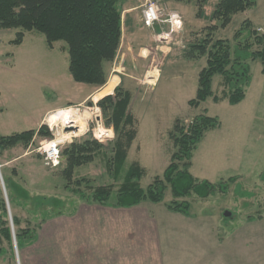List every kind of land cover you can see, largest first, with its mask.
I'll return each mask as SVG.
<instances>
[{"label": "rangeland", "instance_id": "obj_1", "mask_svg": "<svg viewBox=\"0 0 264 264\" xmlns=\"http://www.w3.org/2000/svg\"><path fill=\"white\" fill-rule=\"evenodd\" d=\"M148 1L156 2L164 11L152 26H146L141 20L142 10ZM216 1L208 0L201 16L197 17L195 0L179 1V9H175L172 0H121L123 12L120 44L115 58L105 63L108 78L104 85L95 86L94 90L101 91L94 98L111 90L115 83L117 85L113 88V93L116 87L121 92H130L129 109L135 118L137 135L123 168L127 169L136 161L145 169L139 180L142 188H146L156 176L161 177L170 161L173 145L169 131L176 118L188 123L198 114L216 116L220 124L206 131L193 150L189 171L194 177L212 183L235 177V181L229 182L228 191H216L207 198H199L194 194L183 198L189 202L187 215L168 209L167 206L173 200L169 188L160 202L141 203L151 209V214L162 218L167 230L172 225L173 231L182 228L189 232L196 225V218H199L202 221L198 225L199 229L203 227L204 230H199L197 238L198 243L202 240L205 242L203 252L205 250L206 264H264L262 63L258 59L249 61L251 83L240 103L230 105L227 100L215 103L208 98L198 107H191L188 101L195 97L198 74L206 65V57L190 59L186 56L191 44L204 37L209 26L216 27L212 34L214 39H227L231 46L235 44L234 32L246 18L252 21L259 32H264V0H255L250 8L234 14L224 28H220L219 21L211 17ZM168 12L179 14L182 22L179 29L164 22ZM144 26L149 28L147 33H142ZM19 30L0 29V136L28 129L37 130L43 124L50 134H35L27 144L18 143L9 149H0V193L8 200L4 178L12 175L11 171L14 169L15 180L28 190L30 196L45 199L56 197L62 200L63 206L59 210L47 206L35 208L30 202L24 203L23 200H17L20 205L12 206L8 200L10 215L7 213L5 219L8 220L12 244L0 236V264H21L22 247L19 249L16 240H13L17 228L29 226L35 229L43 218L57 213H69L77 203L84 202L80 200V193H76L74 183L70 187L75 190L65 188L68 180L62 174L66 165L63 150L72 142L95 140L102 146L92 162L73 170V182L75 179H85L94 186L118 184L104 162V157L111 155L112 141L115 138L112 126L106 124L108 112L100 108L99 99H93L96 93L87 100L75 103L93 85L73 80L68 70V51L64 41H55L53 47L49 48L44 35L34 30L24 32L22 43L14 44L12 40ZM135 31L138 32L137 35ZM145 50L147 53H143ZM150 71L151 78L148 75ZM221 78L219 74L214 75L213 93L220 92ZM50 106L62 107L47 112L39 122L45 109ZM57 110L62 111L58 113L59 117L69 111L80 120L81 132L78 135L71 134L75 128L63 126L61 120L54 123L53 127L49 126L47 118ZM99 121L110 131L107 130L109 137H98ZM56 126L62 130L60 135L64 141L60 163L52 168L45 164L39 148L54 137ZM24 153L27 155L13 158ZM5 159L11 162L1 166ZM86 186L87 182L80 183L82 191H87ZM179 200L181 199L177 201ZM12 215L20 219L19 226L13 223ZM175 236L179 239L181 237L179 234ZM195 239L194 235H189L188 241L184 239L188 254L174 246L175 264L203 263L204 255L202 249L198 248L199 245L194 244Z\"/></svg>", "mask_w": 264, "mask_h": 264}, {"label": "trees", "instance_id": "obj_2", "mask_svg": "<svg viewBox=\"0 0 264 264\" xmlns=\"http://www.w3.org/2000/svg\"><path fill=\"white\" fill-rule=\"evenodd\" d=\"M191 2L193 0H176ZM208 0H195L198 7L197 17L201 16L203 6ZM121 0H0V29L19 28L14 44H21L24 32L38 31L45 37L49 48L55 41H64L68 51V70L74 81L93 86H102L108 78L105 63L112 61L117 53L121 35ZM255 0H217L211 17L219 21V27H226L232 16L244 12ZM206 35L191 44L186 52L190 59L206 57V65L198 74L195 97L188 101L191 107H198L201 102L211 98L219 103L227 100L230 105L240 103L246 96L247 87L251 83L249 61L260 60L264 73V32H259L249 18L244 19L240 27L234 32V46L227 39H214L212 34L216 27L209 26ZM243 37L241 40L240 38ZM219 74L221 90L212 91V79ZM131 94L119 87L113 94H108L98 101V105L108 112L106 124L112 126L115 138L112 141L111 155L105 156V165L115 181L114 184L91 185V181L75 179L72 181L73 170L85 163L92 162L102 150V146L95 140H85L80 143L72 142L63 150L66 165L62 174L67 181L65 188L80 193V200L102 206L129 208L142 201L160 202L166 189L169 188L172 202L167 206L172 212L187 215L189 202L183 198L194 194L199 198H207L219 191L226 193L229 182L235 177L212 183L205 179L194 177L189 167L192 152L200 142L205 132L218 127L220 122L216 116L198 114L190 122L184 123L179 118L174 120L169 131L173 152L162 176H156L146 188L140 186L139 180L145 169L136 161L124 169L123 165L129 149L136 137L135 118L129 109ZM47 136L50 134L46 125L37 130L28 129L9 135L0 136V149H9L18 143L31 142L34 135ZM6 175L5 188L9 203L20 205L17 200L33 204L35 208L47 206L60 209L63 202L56 197H32L14 176ZM264 178V172L262 174ZM87 182V191L80 189V183ZM75 184L74 188L70 186ZM178 199H181L177 201ZM113 201V202H111ZM6 201L0 193V236L12 244L11 231L8 224ZM59 214V213H57ZM51 216V215H50ZM49 217V216H47ZM42 219L41 224L47 219ZM16 226L20 219L12 215ZM41 224L35 229L29 226L17 228L15 240L17 247L31 244ZM1 251V249H0Z\"/></svg>", "mask_w": 264, "mask_h": 264}, {"label": "crops", "instance_id": "obj_3", "mask_svg": "<svg viewBox=\"0 0 264 264\" xmlns=\"http://www.w3.org/2000/svg\"><path fill=\"white\" fill-rule=\"evenodd\" d=\"M172 1L175 9H179V1ZM146 28H142V33L149 31V28ZM137 34L135 31V35ZM116 85L115 83L114 87ZM95 88H90L75 103L87 100L94 93V100L113 93L112 88L95 99L97 92L101 91L94 90ZM60 107L62 106L46 108L39 122L47 112ZM24 155L27 153L13 158ZM9 162L11 161L5 159L1 166L8 165ZM149 210L151 209L142 203L134 207L119 208L79 202L69 213L47 217L38 229L34 241L22 247L21 264H175L174 246L180 247L181 252L188 254L184 239L188 241L189 235L196 236L194 244H198V248L203 252L205 242L202 240L198 243L197 238L199 230H204L203 227L199 229L198 225L202 222L199 218H196V225L192 227L191 232L182 228L173 231L172 225L167 230L162 218L151 214ZM178 234L181 235L180 239L175 236ZM204 235L205 233L203 237ZM202 264H206L205 255Z\"/></svg>", "mask_w": 264, "mask_h": 264}, {"label": "built area", "instance_id": "obj_4", "mask_svg": "<svg viewBox=\"0 0 264 264\" xmlns=\"http://www.w3.org/2000/svg\"><path fill=\"white\" fill-rule=\"evenodd\" d=\"M163 12L164 11L159 4H157L154 1H148L144 5V8L142 10V21L146 26L149 25L152 26L154 25L155 21H158L160 19ZM166 15L167 18L164 20L165 23H169L170 26L172 27L174 26L176 29H179L181 27L182 25L181 18L177 12H168ZM50 127L53 126L51 125ZM98 127H99V133H98L99 138L104 139L106 137H109V135L107 134L109 130L105 129L101 121L98 122ZM61 131L62 130L58 129L56 126L54 137L39 148V151L43 156L45 164L52 168L57 167L60 163L61 146L64 141L60 135Z\"/></svg>", "mask_w": 264, "mask_h": 264}, {"label": "bare ground", "instance_id": "obj_5", "mask_svg": "<svg viewBox=\"0 0 264 264\" xmlns=\"http://www.w3.org/2000/svg\"><path fill=\"white\" fill-rule=\"evenodd\" d=\"M149 77L151 78V73L149 74ZM151 81V79H150ZM62 111H57V112H52L49 114L48 118H47V122L50 125H53L54 123H56L58 120H61L63 122V126L67 125V126H73L75 127L74 131L70 132L73 135H78L81 131H80V127H79V119H76L74 116V114H72L69 111H66V113H62L61 117H59V114ZM80 126H82V124H80Z\"/></svg>", "mask_w": 264, "mask_h": 264}, {"label": "water", "instance_id": "obj_6", "mask_svg": "<svg viewBox=\"0 0 264 264\" xmlns=\"http://www.w3.org/2000/svg\"><path fill=\"white\" fill-rule=\"evenodd\" d=\"M0 178H1V175H0ZM2 187H3V191H4V194H5V197H6V192H5V188H4V186L2 185ZM5 200H6V205H7V211H8V215H10V211H9V203H8V200H7V198H5ZM227 215V214H226ZM13 240L15 241V236H13Z\"/></svg>", "mask_w": 264, "mask_h": 264}]
</instances>
